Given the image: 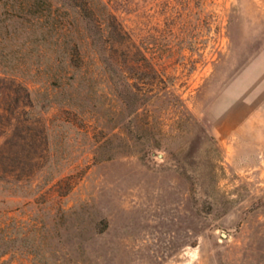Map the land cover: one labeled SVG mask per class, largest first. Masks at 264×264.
Masks as SVG:
<instances>
[{"label": "rangeland", "instance_id": "1", "mask_svg": "<svg viewBox=\"0 0 264 264\" xmlns=\"http://www.w3.org/2000/svg\"><path fill=\"white\" fill-rule=\"evenodd\" d=\"M0 255L264 264V0H0Z\"/></svg>", "mask_w": 264, "mask_h": 264}, {"label": "trees", "instance_id": "2", "mask_svg": "<svg viewBox=\"0 0 264 264\" xmlns=\"http://www.w3.org/2000/svg\"><path fill=\"white\" fill-rule=\"evenodd\" d=\"M3 254H5V252H4V251H3V253H2L1 255H3ZM1 255H0V256H1Z\"/></svg>", "mask_w": 264, "mask_h": 264}]
</instances>
